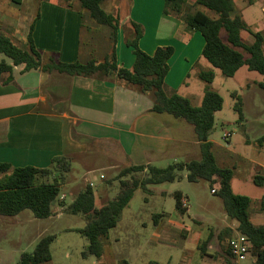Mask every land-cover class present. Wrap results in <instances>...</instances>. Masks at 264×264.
Instances as JSON below:
<instances>
[{"label":"crops","instance_id":"crops-1","mask_svg":"<svg viewBox=\"0 0 264 264\" xmlns=\"http://www.w3.org/2000/svg\"><path fill=\"white\" fill-rule=\"evenodd\" d=\"M25 1L12 2L21 8ZM73 7L57 0H42L31 6L30 24H20L0 14V34L27 41L34 24L32 39L43 55L55 56L63 63L102 61L112 48L111 32L108 39L98 42V38L90 36L88 47L83 50L87 11ZM164 7V0H125L124 4L116 5L114 13L121 19L117 64L132 69L135 56L125 44L126 33L132 29L131 21L141 25L143 36L139 47L143 52L152 56L159 47L174 48L165 78L167 92H177L192 102L193 94L184 95L183 89L188 87L187 79L192 75L199 78L200 72L210 70L202 57L205 40L200 32L191 31L179 19L165 15ZM247 25L250 31L241 35L246 43L254 42V33L264 36V18L255 24V29ZM19 29L22 32L17 33ZM21 49L27 50L28 43ZM21 71L22 67L14 68L12 83L0 82V164L9 165V172L28 166L44 169L54 158L68 156L78 160L90 174L99 161L104 170H120L154 165L169 152L189 151L186 155H193L199 147L191 125L192 129H187L176 125L177 121L169 114L154 113L151 97L116 75L83 77ZM253 217V223L264 225L256 223L264 222V213ZM237 227L238 223L232 220L231 226L221 228V235L229 237L228 230H232L235 236Z\"/></svg>","mask_w":264,"mask_h":264},{"label":"trees","instance_id":"trees-1","mask_svg":"<svg viewBox=\"0 0 264 264\" xmlns=\"http://www.w3.org/2000/svg\"><path fill=\"white\" fill-rule=\"evenodd\" d=\"M20 2V0H12ZM71 1V0H69ZM83 10L98 25L111 29L112 48L102 61L63 63L55 56L42 54L34 45L32 32L34 24L30 26L27 36L28 49L18 47L13 40L0 34V54L10 60V63L0 61V82L4 85L14 81V68L22 67V73L41 71L48 74H64L83 77H116L125 84L135 87L140 93L149 95L153 102V112L169 114L175 118H182L194 130L200 149V159L186 162H175L165 168L154 165H140L124 167L119 170L115 180L119 181L120 192L113 200L104 206L96 207V193L92 186L82 189L74 201L65 209L68 213L82 214L88 223L78 232L85 236L89 244L82 253L83 258L95 256L100 259L103 255V238L114 229L123 210L129 205L136 191L141 189L145 194H151L152 185L174 182L182 171L187 172V179L191 183L209 181L216 188L212 192L219 196L227 216L238 223L236 232L246 236L251 244V255L255 258L253 264H264V225L252 222L250 216L251 198L235 194L232 189L234 169L220 167L213 154V144L209 140L215 125V114L223 108V98L219 93L209 88L214 81L212 70L202 71L199 78L207 85L200 106L192 104L189 98L177 92L168 93L165 78L169 71L168 61L174 54L171 46L159 47L150 56L139 47V40L143 36L141 25L131 21L132 29L126 33L125 44L133 49L135 62L131 70L119 67L116 59V43L121 19L119 15L108 13L102 8L106 0H77ZM194 7L201 6L218 15L211 18L202 10L189 11L190 2ZM255 0H250L252 4ZM165 15L179 19L191 31H198L205 40L202 57L215 69L227 77L232 78L242 67L255 71L264 76V36L254 33V42L246 43L242 32L250 28L235 7L234 0H164ZM47 56V59L45 58ZM258 88L264 91V84ZM235 104V110L242 116V102L240 97ZM257 145L264 147V135L257 140ZM73 158L68 156L56 157L44 169L34 167L17 168L9 172L10 166L0 164V216L14 217L23 211H30L38 219H47L54 215L55 206H65L62 198V188L68 183L72 172ZM136 173L143 176L137 177ZM254 184L264 186V177L259 173L254 177ZM176 210L184 214V197L179 191L175 192ZM264 203V199L262 201ZM164 214L154 216L155 223ZM225 235H220L223 238ZM228 236H234L228 230ZM55 236L47 235L40 239L35 250L23 253L17 264H44L52 260L51 245ZM211 238L205 241L200 250L206 253ZM225 264H231L230 254L225 249ZM118 264H129L122 260Z\"/></svg>","mask_w":264,"mask_h":264},{"label":"rangeland","instance_id":"rangeland-1","mask_svg":"<svg viewBox=\"0 0 264 264\" xmlns=\"http://www.w3.org/2000/svg\"><path fill=\"white\" fill-rule=\"evenodd\" d=\"M41 1L26 0L20 8L11 0H0V14L20 24H30L33 20L31 6ZM57 1L79 9L81 7L77 0ZM249 1L235 0L234 3L245 22L255 29V24L264 18V0H255L252 4ZM124 3L125 0H106L102 8L115 14L116 5ZM188 10H202L213 19L218 17L201 6L194 7L193 1ZM84 21L83 50L88 47L90 36L98 38L97 42L99 39H108L110 28L96 24L88 12L85 13ZM20 32L21 29L17 31ZM13 41L20 48L27 46L26 39ZM2 59L10 63L0 54V61ZM203 61L215 76L209 88L219 93L224 101L222 110L215 114V125L209 137L213 144L212 151L220 167L234 169L233 190L236 194L251 198L249 212L254 221L253 216L264 213V186L254 184V177L258 173L264 177V147L257 145V140L264 135V91L258 88L259 84H264V76L242 67L234 77L227 78L220 70L210 66L207 60ZM187 85L183 94H193L192 103L200 106V96L207 84L192 75L187 79ZM233 93L241 99V117L234 108L238 98ZM173 119L177 121L176 125L192 129L184 119ZM179 152H169L158 159L154 166L165 168L175 162L200 159L199 147L195 148L193 155H186L189 151ZM99 163H95L93 172L88 174V170L78 160H73L68 183L60 195L64 198L65 206H55L52 217L38 219L30 211H23L14 217L0 216V264H17L23 253L33 252L40 239L47 235L55 236V240L51 245L52 260L44 264H118L122 260L129 264H225L226 241L229 237L220 239L221 228L231 226L232 220H228L222 200L212 192L216 186L209 181L191 183L186 171L180 172L174 182L150 186L151 194L138 189L123 210L117 226L103 238L102 258H83L82 253L86 251L89 241L78 231L87 225L88 219L82 214H70L65 209L90 183L96 193L97 208L119 194V181L115 180L119 170H104ZM136 175L140 178L143 176L140 173ZM177 191L183 194L187 205L184 214L176 210L174 194ZM157 214H164L158 224L154 220ZM209 238L207 252L203 254L200 247ZM241 264L253 262L249 259Z\"/></svg>","mask_w":264,"mask_h":264},{"label":"built area","instance_id":"built-area-1","mask_svg":"<svg viewBox=\"0 0 264 264\" xmlns=\"http://www.w3.org/2000/svg\"><path fill=\"white\" fill-rule=\"evenodd\" d=\"M90 186L93 187V184L90 183ZM184 207H187L185 201ZM226 249L229 251L231 264H241V262L253 259L251 255V244L248 238L242 234L237 233L235 236L228 238L226 241Z\"/></svg>","mask_w":264,"mask_h":264}]
</instances>
